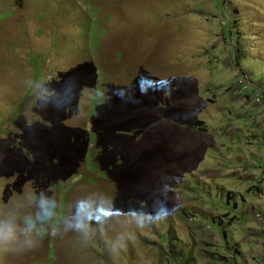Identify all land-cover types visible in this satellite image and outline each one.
Here are the masks:
<instances>
[{
  "label": "rangeland",
  "instance_id": "obj_1",
  "mask_svg": "<svg viewBox=\"0 0 264 264\" xmlns=\"http://www.w3.org/2000/svg\"><path fill=\"white\" fill-rule=\"evenodd\" d=\"M243 74L264 0H0V264H264Z\"/></svg>",
  "mask_w": 264,
  "mask_h": 264
},
{
  "label": "built area",
  "instance_id": "obj_2",
  "mask_svg": "<svg viewBox=\"0 0 264 264\" xmlns=\"http://www.w3.org/2000/svg\"><path fill=\"white\" fill-rule=\"evenodd\" d=\"M243 98L248 99L254 108L264 110V82L252 83L248 77L242 78L237 89Z\"/></svg>",
  "mask_w": 264,
  "mask_h": 264
},
{
  "label": "crops",
  "instance_id": "obj_3",
  "mask_svg": "<svg viewBox=\"0 0 264 264\" xmlns=\"http://www.w3.org/2000/svg\"><path fill=\"white\" fill-rule=\"evenodd\" d=\"M246 105H251L252 106V104L250 103V101H248V102H246L247 100L246 99H244V98H241V97H239ZM237 100V99H236ZM233 102H234V100H232ZM192 104H193V102H190V106H185V107H183L182 109H181V112L182 113H187V112H189V111H191L192 112ZM252 108L253 109H255L253 106H252ZM256 109H259L260 110V113L263 115V112L261 111L262 109L261 108H256ZM264 111V110H263ZM261 117V116H260ZM202 122V121H201ZM198 123V122H197ZM254 126H255V128H259V132H261V134H262V132H264V128H263V125L262 124H260V119L258 120V122H255L254 123ZM258 137V136H257ZM262 140H264V138H263V134H262Z\"/></svg>",
  "mask_w": 264,
  "mask_h": 264
},
{
  "label": "clouds",
  "instance_id": "obj_4",
  "mask_svg": "<svg viewBox=\"0 0 264 264\" xmlns=\"http://www.w3.org/2000/svg\"><path fill=\"white\" fill-rule=\"evenodd\" d=\"M241 77H242V78H244V77H248L249 80H250V76H249L248 74H243ZM242 78H240L239 81L242 80ZM250 82H251V81H250ZM237 92H238V91H237ZM240 95H241V94H240ZM241 98H243L242 95H241ZM244 99H246V98H244ZM246 100H247V102H248V99H246Z\"/></svg>",
  "mask_w": 264,
  "mask_h": 264
},
{
  "label": "bare ground",
  "instance_id": "obj_5",
  "mask_svg": "<svg viewBox=\"0 0 264 264\" xmlns=\"http://www.w3.org/2000/svg\"><path fill=\"white\" fill-rule=\"evenodd\" d=\"M146 183H148V182H146ZM141 192V191H140ZM147 202H150V201H147ZM152 205V204H151ZM152 207V206H151Z\"/></svg>",
  "mask_w": 264,
  "mask_h": 264
}]
</instances>
